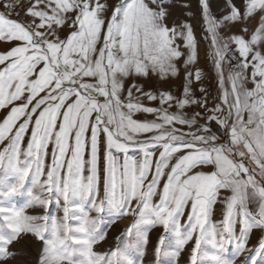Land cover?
<instances>
[{"label": "snow or ice", "instance_id": "6c2138e0", "mask_svg": "<svg viewBox=\"0 0 264 264\" xmlns=\"http://www.w3.org/2000/svg\"><path fill=\"white\" fill-rule=\"evenodd\" d=\"M174 3L0 0V42L11 45L0 53V109L11 106L0 121V264L28 236L40 244L35 264H137L129 253L143 257L156 227L155 264L189 242L190 264L264 260V0H224L220 17L199 0L215 97L195 95L198 42ZM181 71L179 97L136 82ZM35 207L45 214H27ZM104 213L132 222L100 253Z\"/></svg>", "mask_w": 264, "mask_h": 264}, {"label": "rangeland", "instance_id": "374dc122", "mask_svg": "<svg viewBox=\"0 0 264 264\" xmlns=\"http://www.w3.org/2000/svg\"><path fill=\"white\" fill-rule=\"evenodd\" d=\"M223 3L224 0H210L211 8L215 16L220 17L222 15ZM236 3L237 5H240L241 0H236ZM185 4L188 6L187 8L183 7V5ZM171 11L174 19L187 20L189 23H191L193 27L194 35L198 42V64L196 67H198L201 70L203 75L201 81L198 84L194 83L192 86L195 95L197 97H200L201 94L198 91V89L200 87H204L208 90L210 97H215L217 95L216 72L213 68L212 61L208 55L209 39L206 38V32H205L204 22L201 16L199 0H175L174 6L172 7ZM188 11H191L192 13L191 16L187 15ZM231 31L235 33L239 31V29L234 27L231 29ZM222 34L226 35L227 30H223ZM10 46L11 45L9 44L0 42V53L6 51ZM178 64L180 65L181 69H183V58L180 61H178ZM136 82L143 84L145 90L153 91V92L157 90L170 91L175 96L179 97L183 92L184 73L183 71H181L179 76L171 78L166 81H161L157 77L153 76L150 79L138 78ZM127 86L129 85L126 83V87ZM144 103L147 106H158V102L148 101L147 99H145ZM209 106L211 107V102ZM10 107L11 106H9V108ZM9 108L0 109V121H2V119L6 117ZM185 111L189 114H192L196 111H202V109L196 106H190L186 108ZM145 116L146 114H137L136 118L144 119ZM147 118L152 119L151 116H147ZM202 122L203 121H201V123ZM7 183L9 185L14 183V178L8 177ZM27 187H30V184L27 185ZM222 195H227V193H222ZM26 199H27L26 197H14L12 198V200L8 201V203L15 204L17 207H20L26 202ZM0 200H3V198L0 197ZM222 207L223 206L221 204L216 205V208L212 216L213 223H218L222 219V212H221ZM48 211L52 215L57 214V210L54 205L50 206ZM27 214L43 215L45 214V209L41 207L30 208L27 210ZM59 215H63V213L60 212ZM92 215L95 217L96 213L93 212ZM112 219H113L112 216L109 215L108 213L101 214V221H102L101 229L107 231V236L104 241H102L101 243L95 246L94 250L97 252L106 253L110 250H114L117 245L116 237L119 236L121 232L125 228H127L132 222L131 217H126L123 220H120L115 224H112L111 223ZM0 224H2V218H0ZM160 232H162L161 227H156L152 230V232L150 233V244L148 245L147 250L144 253L143 257H140L139 254L136 253L135 251L130 252L129 257L133 259L135 262H137V264H139V261L141 259L143 264H155V260H156V257L154 255L155 240L157 234H159ZM260 235L261 232L259 230H254V232L250 236V243L248 245L249 248H252L257 245L258 238L260 237ZM192 246H193L192 243L189 242V244L185 246V249L181 252L178 258L164 257L161 260V264H190V250ZM11 247L12 250L17 254L15 259L11 261V264H35V260L38 255L40 244L36 240H34L31 236L25 237L24 239L15 243ZM208 251L211 253L214 250L209 246ZM221 257L225 261H232L233 259H235L234 248L229 246L228 250L221 254ZM243 259L244 257H240L239 259H236V264H241V261ZM208 264H212V262H208ZM249 264H251V259H249ZM257 264H264V260H258Z\"/></svg>", "mask_w": 264, "mask_h": 264}]
</instances>
